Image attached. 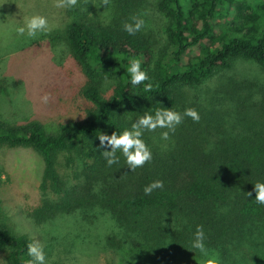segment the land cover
<instances>
[{
	"label": "trees",
	"instance_id": "16d2710c",
	"mask_svg": "<svg viewBox=\"0 0 264 264\" xmlns=\"http://www.w3.org/2000/svg\"><path fill=\"white\" fill-rule=\"evenodd\" d=\"M103 3L77 0L66 7L71 20L48 36L67 49L83 77L80 118L54 132L35 120L0 119V148L29 149L41 159L44 194L29 218L43 226L58 215L102 210L114 225L106 247L149 248L154 264H203L190 247L202 226L222 264H264V205L253 191L264 182V79L230 74L241 61L264 73V0ZM153 14L162 18L158 24ZM133 15L145 27L129 36L122 26ZM131 59L148 72L151 91L130 85ZM163 107L181 115L194 108L200 120L184 117L168 140L161 138L167 129L146 131L152 160L134 172L122 156L107 166L98 136L120 133ZM155 180L164 188L146 196ZM7 219L0 199V250L9 249L7 264H26L31 241L8 232Z\"/></svg>",
	"mask_w": 264,
	"mask_h": 264
},
{
	"label": "rangeland",
	"instance_id": "374dc122",
	"mask_svg": "<svg viewBox=\"0 0 264 264\" xmlns=\"http://www.w3.org/2000/svg\"><path fill=\"white\" fill-rule=\"evenodd\" d=\"M56 4L57 0H0V119L16 124L35 120L49 132L59 124L78 120L85 107L79 94L83 77L78 66L64 46L48 38L71 20L66 7L58 8ZM34 14L46 16L51 31L36 39L20 36L17 27ZM153 18L157 24L162 19L158 14ZM234 73L237 78L264 79V73L251 62H237L230 74ZM214 82L215 79L209 81L207 88L212 89ZM45 94L50 95L47 104L40 99ZM0 170V199L8 217L5 229L31 243L38 240L44 247L46 264H154L149 248L120 252L107 248L105 236L114 225L108 213L99 209L58 215L37 226L28 213L41 203L43 169L40 157L33 151L1 147ZM59 172L66 169L60 168ZM8 254L9 249L0 250L3 264L8 263ZM168 257L177 259L171 254Z\"/></svg>",
	"mask_w": 264,
	"mask_h": 264
},
{
	"label": "clouds",
	"instance_id": "9594fccd",
	"mask_svg": "<svg viewBox=\"0 0 264 264\" xmlns=\"http://www.w3.org/2000/svg\"><path fill=\"white\" fill-rule=\"evenodd\" d=\"M108 0H104V5H107ZM77 0H57L56 7H74ZM131 22H125L122 30L129 36H135L145 27V20L139 15H133ZM20 36H27L29 39H36L41 35L47 34L51 31L49 19L44 15L34 14L30 17L24 18L20 26L16 29ZM126 71L130 75V85L135 88L142 86L145 92L151 91L152 84L145 83L150 81V76L146 70L142 69L141 61L138 59H131ZM43 104L49 103L50 95L45 94L41 98ZM184 117L191 118L194 122L200 120L199 113L194 108L185 109L183 115L172 108L156 109L154 114L151 109L139 115L130 128L124 129L122 132H113L111 135L100 134L98 139L100 141L99 149H104L101 152L107 162V166L119 165L121 156L127 165V168L134 172L137 168L143 167L147 162L152 160V151L144 140V133L154 132L159 129H167L161 133V138L169 139V133H174L176 127L180 125ZM98 149V150H99ZM107 149H110L107 150ZM119 153V155H118ZM164 182L162 180H155L145 186L144 194L149 196L157 189H163ZM255 202L259 205H264V182H256L254 184ZM248 197L252 193H247ZM206 236L202 226H198L193 239L190 243L191 249L198 252L204 257L203 264H222L218 253L210 252L205 243ZM27 255L31 258L27 260L26 264H46V255L44 247L41 243L33 241L27 246ZM0 264L3 260L0 259Z\"/></svg>",
	"mask_w": 264,
	"mask_h": 264
}]
</instances>
